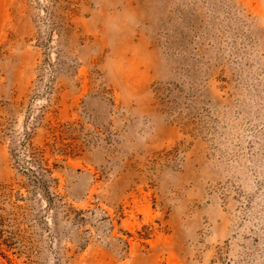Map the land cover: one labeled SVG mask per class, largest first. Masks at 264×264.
Wrapping results in <instances>:
<instances>
[{
	"label": "rangeland",
	"instance_id": "rangeland-1",
	"mask_svg": "<svg viewBox=\"0 0 264 264\" xmlns=\"http://www.w3.org/2000/svg\"><path fill=\"white\" fill-rule=\"evenodd\" d=\"M0 264H264V0H0Z\"/></svg>",
	"mask_w": 264,
	"mask_h": 264
}]
</instances>
